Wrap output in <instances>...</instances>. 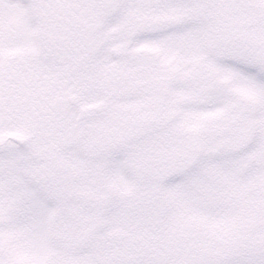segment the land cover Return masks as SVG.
I'll list each match as a JSON object with an SVG mask.
<instances>
[{"label": "snow or ice", "instance_id": "obj_1", "mask_svg": "<svg viewBox=\"0 0 264 264\" xmlns=\"http://www.w3.org/2000/svg\"><path fill=\"white\" fill-rule=\"evenodd\" d=\"M0 264H264V0H0Z\"/></svg>", "mask_w": 264, "mask_h": 264}]
</instances>
